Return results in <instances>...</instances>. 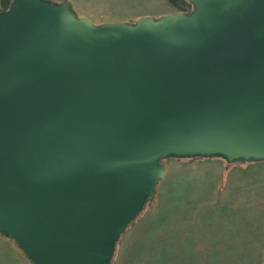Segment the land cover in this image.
Listing matches in <instances>:
<instances>
[{
    "label": "water",
    "instance_id": "95a60500",
    "mask_svg": "<svg viewBox=\"0 0 264 264\" xmlns=\"http://www.w3.org/2000/svg\"><path fill=\"white\" fill-rule=\"evenodd\" d=\"M190 1L0 13V232L36 264H109L169 155L264 159V0Z\"/></svg>",
    "mask_w": 264,
    "mask_h": 264
},
{
    "label": "rangeland",
    "instance_id": "374dc122",
    "mask_svg": "<svg viewBox=\"0 0 264 264\" xmlns=\"http://www.w3.org/2000/svg\"><path fill=\"white\" fill-rule=\"evenodd\" d=\"M13 1L0 0V13ZM71 2L96 23L194 7L190 0ZM163 162L165 176L117 242L111 264H264V159L169 155ZM0 264L36 263L0 232Z\"/></svg>",
    "mask_w": 264,
    "mask_h": 264
},
{
    "label": "trees",
    "instance_id": "16d2710c",
    "mask_svg": "<svg viewBox=\"0 0 264 264\" xmlns=\"http://www.w3.org/2000/svg\"><path fill=\"white\" fill-rule=\"evenodd\" d=\"M57 1V0H56ZM226 159L228 160V162H233L234 160H229L227 157H226ZM152 197V195H150V196H148L147 197V200H146V202L150 199ZM146 204V203H145ZM144 207H145V205H144ZM144 207L142 208V210L128 223V225H127V227H126V229L121 233V235H120V237L117 239V242L119 241V239L121 238V236L123 235V233L127 230V228H128V226L130 225V223L132 222V221H134L139 215H140V213L143 211V209H144ZM17 241V240H16ZM18 243H19V241H17ZM20 244V243H19ZM116 248H117V243H116ZM116 248H115V252H116ZM115 252H114V255H113V258L111 259V261H110V263L109 264H111L112 263V261H113V259H114V257H115Z\"/></svg>",
    "mask_w": 264,
    "mask_h": 264
}]
</instances>
